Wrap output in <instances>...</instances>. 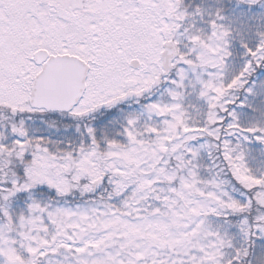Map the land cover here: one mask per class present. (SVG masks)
Segmentation results:
<instances>
[{
	"label": "snow or ice",
	"instance_id": "1",
	"mask_svg": "<svg viewBox=\"0 0 264 264\" xmlns=\"http://www.w3.org/2000/svg\"><path fill=\"white\" fill-rule=\"evenodd\" d=\"M179 5L0 0V201L23 196L28 208L17 217L0 206V264H252L264 247V174L252 173L230 139L264 144V128L242 126L231 107L233 93L264 70V34L242 43L247 59L225 82V17L217 13L207 39L189 36L186 52L175 38L187 15ZM188 68L216 70L198 78L203 123L189 121L175 90ZM164 83L175 86L172 103L150 95ZM145 97L148 121L160 123L141 131L140 115L123 106ZM204 137L215 141L232 191L198 179ZM77 193L94 206H73ZM209 217L235 228L244 246L210 229Z\"/></svg>",
	"mask_w": 264,
	"mask_h": 264
},
{
	"label": "rangeland",
	"instance_id": "2",
	"mask_svg": "<svg viewBox=\"0 0 264 264\" xmlns=\"http://www.w3.org/2000/svg\"><path fill=\"white\" fill-rule=\"evenodd\" d=\"M197 9H200V11L197 12ZM178 10L187 13L183 21H177V23L181 24V27L178 29L175 37L180 42L178 46L186 52L193 47L189 36L196 34L207 39L213 31L211 24L216 19L217 13L219 12L225 17L223 23L231 31L229 44L232 53L231 56L226 58V67L223 69V79L225 82L231 80L240 71L247 59L244 54L245 50L241 46L242 43L251 45L259 39L260 34H264V0H260V3L255 8H250L247 0H207L200 7L194 9L182 8L179 5ZM186 70L187 79L184 81L183 88L175 89L174 85L164 83L154 88L150 95L153 100H158L162 103H172L173 101L168 89L171 87L177 91H181L183 99L180 102L186 110L189 121L192 123H203L207 118L209 109L207 102L199 97L201 84L198 82V78L207 80L209 79L208 72L216 70L204 68H197L196 71H192L190 68ZM171 78H175V72ZM248 88H252L251 94L247 91ZM233 95L238 97V99L236 100V104L231 105V107L239 117L240 124L244 127L264 128V70L253 74L249 78L248 84L244 88L236 90ZM130 101L134 104L131 107L134 114L140 115L141 131L146 121L149 123H160V118H153L152 121H148V113L144 109L142 101L139 104L134 99ZM240 104H243L244 107H240ZM123 111L128 113L129 109ZM122 120L123 118L121 117L118 120L120 124L116 121L113 127L107 129V134L114 136ZM145 138L147 139V137ZM117 139H119L120 143H125L123 138L118 137ZM230 139L232 140V147L244 153L245 163L252 173L255 175L264 174V144L256 142L254 138H251L250 141H246L242 137H232ZM202 144H206L207 146L200 148L199 159L195 162L198 179L202 182L213 179L224 181V187L228 191H232L233 186L228 183L230 176L227 173V169L225 168L221 172L223 163L222 159L219 158V149L213 146L215 141L211 137H204L196 142V146L200 147ZM210 153L211 155H209ZM200 186L205 187V184L201 183ZM164 187L170 186L164 185ZM104 195L106 197L107 192ZM72 204L73 206L75 204L85 207L94 206L90 197L86 198L82 203ZM0 206L9 207L13 215L17 217L28 214L27 204L25 203V199H21V196L10 203L0 201ZM207 223L212 230L229 231L234 246H244L243 238L235 228L229 230L228 226H221L214 217H209ZM225 251L229 254L231 253V249H226ZM253 253V256L250 257L252 264H264V247L258 245L253 250Z\"/></svg>",
	"mask_w": 264,
	"mask_h": 264
},
{
	"label": "trees",
	"instance_id": "3",
	"mask_svg": "<svg viewBox=\"0 0 264 264\" xmlns=\"http://www.w3.org/2000/svg\"><path fill=\"white\" fill-rule=\"evenodd\" d=\"M206 1L207 0H180V5L182 8L194 9V8L200 7ZM161 85H163V84H161ZM156 93H158V92H156ZM141 101H142V103L145 104V102H147V97H145V99L141 100ZM132 104L133 103H131V101L129 100L128 104L123 106V110L129 109V105H131V107L134 105V104L133 105ZM118 122L120 124V121H118ZM86 198H88V196L81 197L79 195V193H77L75 196V199L72 201V203H82L86 200ZM21 199H24V197L21 196Z\"/></svg>",
	"mask_w": 264,
	"mask_h": 264
}]
</instances>
